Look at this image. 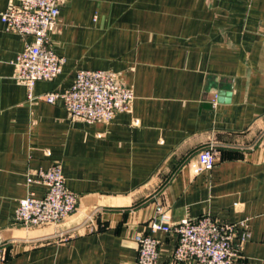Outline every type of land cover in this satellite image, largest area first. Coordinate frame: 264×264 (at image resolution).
<instances>
[{
	"label": "crops",
	"instance_id": "0c3cea01",
	"mask_svg": "<svg viewBox=\"0 0 264 264\" xmlns=\"http://www.w3.org/2000/svg\"><path fill=\"white\" fill-rule=\"evenodd\" d=\"M32 40L0 19V264H139L136 235L159 207L174 222L246 220L237 264H264V0H63L50 41L66 63L34 94L67 90L79 69L114 70L135 99L109 123L28 99L14 73ZM209 145L215 166L199 173ZM55 163L77 211L17 225L19 200L47 190L29 176ZM155 235L158 264H196L173 259L176 234Z\"/></svg>",
	"mask_w": 264,
	"mask_h": 264
},
{
	"label": "built area",
	"instance_id": "2783aa9c",
	"mask_svg": "<svg viewBox=\"0 0 264 264\" xmlns=\"http://www.w3.org/2000/svg\"><path fill=\"white\" fill-rule=\"evenodd\" d=\"M63 0H10L0 19L8 31L31 36L15 60L14 78L27 88L31 101L62 102L72 119L89 123H109L120 112H131L135 91L121 82L120 73L105 69H79L74 83L63 92L34 94L38 81L54 80L62 72L66 58L51 45L50 32L58 23ZM217 150L209 145L200 150L197 172H210L216 163ZM29 181L42 182L47 190L43 196L34 193L19 200L15 223L23 227L58 224L78 209L79 196L65 181L62 166L53 164L29 176ZM170 212L158 208L151 220L149 234H137L139 264H158L160 240L155 233H174L178 243L173 252L177 262L196 264H237L243 243L249 236L246 220L225 222L204 215L174 222ZM1 240V236H0Z\"/></svg>",
	"mask_w": 264,
	"mask_h": 264
},
{
	"label": "water",
	"instance_id": "95a60500",
	"mask_svg": "<svg viewBox=\"0 0 264 264\" xmlns=\"http://www.w3.org/2000/svg\"><path fill=\"white\" fill-rule=\"evenodd\" d=\"M219 98H218V100L219 101H225V102H228L229 101V98H222V95H230V93L228 92V93H226V92H223V91H220V93H219Z\"/></svg>",
	"mask_w": 264,
	"mask_h": 264
}]
</instances>
